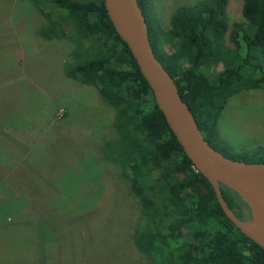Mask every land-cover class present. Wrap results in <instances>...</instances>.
<instances>
[{
  "label": "trees",
  "instance_id": "16d2710c",
  "mask_svg": "<svg viewBox=\"0 0 264 264\" xmlns=\"http://www.w3.org/2000/svg\"><path fill=\"white\" fill-rule=\"evenodd\" d=\"M30 2L45 22L35 35L72 44L61 66L63 75L94 88L113 111L114 133L98 141L95 161L118 169L137 204L128 233L135 257L144 264H264V250L228 219L209 182L182 152L114 32L103 0ZM240 2V22L229 24L227 0H197L175 6L163 28L150 0H136L151 51L205 142L231 160L264 163V149L235 152L217 131L230 97L245 90L264 92V0ZM218 188L233 217L248 221L240 198ZM7 205L0 208V264H21L22 257L30 264H50V246L31 232L37 227L35 217Z\"/></svg>",
  "mask_w": 264,
  "mask_h": 264
},
{
  "label": "rangeland",
  "instance_id": "374dc122",
  "mask_svg": "<svg viewBox=\"0 0 264 264\" xmlns=\"http://www.w3.org/2000/svg\"><path fill=\"white\" fill-rule=\"evenodd\" d=\"M196 1L150 0V9L165 28L175 6ZM30 3L0 0V208L35 217L50 264H144L128 246L137 204L118 169L95 161L98 141L114 133L113 111L63 75L72 44L36 36L45 22ZM240 5L227 0L229 24L241 21ZM217 131L235 152L264 149V92L230 97Z\"/></svg>",
  "mask_w": 264,
  "mask_h": 264
},
{
  "label": "water",
  "instance_id": "95a60500",
  "mask_svg": "<svg viewBox=\"0 0 264 264\" xmlns=\"http://www.w3.org/2000/svg\"><path fill=\"white\" fill-rule=\"evenodd\" d=\"M103 7L114 32L126 45L182 152L193 163L195 170L209 182L228 219L264 250V163L231 160L205 142L172 79L151 51L146 26L136 0H103ZM218 184L240 198L249 211V221H238L233 217L222 200ZM250 224L256 237L247 231Z\"/></svg>",
  "mask_w": 264,
  "mask_h": 264
},
{
  "label": "bare ground",
  "instance_id": "6f19581e",
  "mask_svg": "<svg viewBox=\"0 0 264 264\" xmlns=\"http://www.w3.org/2000/svg\"><path fill=\"white\" fill-rule=\"evenodd\" d=\"M250 226V229H247V231L254 237H256V233L254 231V228L252 227V224L249 225Z\"/></svg>",
  "mask_w": 264,
  "mask_h": 264
}]
</instances>
